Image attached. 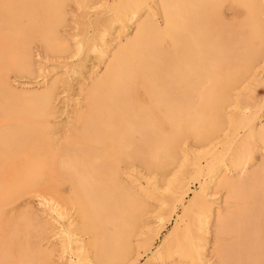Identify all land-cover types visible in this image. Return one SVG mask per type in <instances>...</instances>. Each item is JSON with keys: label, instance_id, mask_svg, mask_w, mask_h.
Returning <instances> with one entry per match:
<instances>
[{"label": "bare ground", "instance_id": "bare-ground-1", "mask_svg": "<svg viewBox=\"0 0 264 264\" xmlns=\"http://www.w3.org/2000/svg\"><path fill=\"white\" fill-rule=\"evenodd\" d=\"M73 3L0 0V264H59L48 239L69 264H264V123L243 94L264 87V0H82L105 16L74 52ZM37 50L96 68L61 141L55 83L13 80ZM33 194L52 231L14 213Z\"/></svg>", "mask_w": 264, "mask_h": 264}, {"label": "rangeland", "instance_id": "rangeland-1", "mask_svg": "<svg viewBox=\"0 0 264 264\" xmlns=\"http://www.w3.org/2000/svg\"><path fill=\"white\" fill-rule=\"evenodd\" d=\"M82 0H76V4L73 3L70 8V16L68 19L67 26L63 29L66 37L69 40L72 51H76L77 44L80 41L82 28L90 20H95V18L104 17V12L100 6L97 5L98 9L96 11H89L81 5ZM99 6V7H98ZM101 10V11H100ZM157 21L162 25V20L158 17ZM91 31V30H89ZM40 52L37 50V73L35 77H23L18 80L13 77L15 85H20L19 88L25 87L28 89H37V82L44 84L45 87L49 84L55 83L56 98L54 100L53 118L50 120L52 125V136L56 141H61L63 137L66 136L67 131L73 125L75 117L84 108V90L87 88L93 71L96 70L94 61L90 60L88 66L90 67V73L85 76H73L72 69L74 62L76 61L73 55L68 57H51L44 58L41 57ZM100 71V69H99ZM264 76V74H262ZM86 77V79H84ZM260 77V76H259ZM261 79V78H259ZM245 91L243 92L244 97L248 100L249 104L252 106L253 111H257L261 108L260 116L264 123V87L259 81L251 80L245 85ZM199 185L195 184L193 190L198 189ZM32 208L34 211L44 220H46L50 225V231L53 230V224L55 219H53L45 206V201L41 195L33 194L27 196L21 201L20 206L15 210L14 213H19L25 208ZM175 225V221L172 219L171 222L165 224V228L162 230L161 238L172 230ZM160 244V240L157 242V246ZM53 245V247H51ZM59 244L53 242L52 239H48L41 242L43 248H48L49 250L56 251L57 263L59 264H69L67 259L63 261L60 259L57 248ZM57 247V248H56ZM147 260L146 256L141 258V264H144ZM213 264H220L218 258L214 257L212 259Z\"/></svg>", "mask_w": 264, "mask_h": 264}]
</instances>
